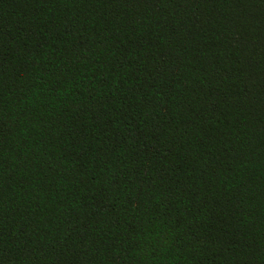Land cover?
<instances>
[{"label": "trees", "instance_id": "1", "mask_svg": "<svg viewBox=\"0 0 264 264\" xmlns=\"http://www.w3.org/2000/svg\"><path fill=\"white\" fill-rule=\"evenodd\" d=\"M0 264H264V0H0Z\"/></svg>", "mask_w": 264, "mask_h": 264}]
</instances>
